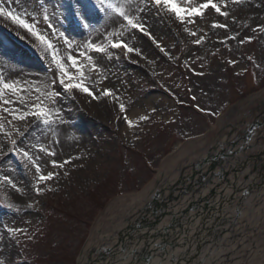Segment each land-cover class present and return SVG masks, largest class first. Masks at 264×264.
Wrapping results in <instances>:
<instances>
[{
    "label": "rangeland",
    "instance_id": "374dc122",
    "mask_svg": "<svg viewBox=\"0 0 264 264\" xmlns=\"http://www.w3.org/2000/svg\"><path fill=\"white\" fill-rule=\"evenodd\" d=\"M132 2L126 4L129 15L135 13ZM144 2L151 17L140 21L151 38L114 13L98 9L93 0H0V7L34 23L53 45L49 49L26 29L0 17V77L23 89L16 94L5 91L3 100L13 103L0 100L3 264H118L133 246L121 248L119 254V248L107 246L99 252L96 247L85 261L82 258L92 239L107 231L115 239L131 223L138 228L132 237L157 230L152 237L161 243V264L178 257L186 258L185 264H264V175L242 206L238 200L225 201V212L214 222L211 218L223 194L209 193L207 183L195 184L208 170L229 179L242 160L244 181L251 168L250 175L259 168L264 171V0H215L227 16L209 8L203 16L181 13L183 22L150 0ZM203 2L191 0V6ZM109 40L139 52L111 48ZM89 43L107 46V52L91 51ZM69 55L77 59L93 95L78 89L65 92L59 83L61 73L53 56L70 75H79ZM37 89L60 93L48 105L54 110L51 125L37 124L31 117L13 120L4 111L19 115L29 110ZM105 89L112 94L104 95ZM257 89L261 90L256 93ZM121 103L125 112L120 111ZM125 116L133 121L132 127ZM6 133L17 141L15 147ZM41 146L55 155L41 152ZM23 151L40 165L42 174L53 172V178L38 185L35 167L22 157ZM53 160L58 166L53 167ZM220 184L215 182L211 190ZM189 186L192 190L186 193L193 200L210 196L204 204L189 207L199 210H186L188 217L198 212L201 219L202 240L195 235L199 249L172 233L175 225L170 222L167 227L159 213L165 201L170 206L183 201L187 195L178 199L180 192ZM207 217L213 223L207 224ZM9 228L18 231L9 233ZM133 251L143 252L138 247ZM146 258L138 264H158L156 258Z\"/></svg>",
    "mask_w": 264,
    "mask_h": 264
},
{
    "label": "snow or ice",
    "instance_id": "6c2138e0",
    "mask_svg": "<svg viewBox=\"0 0 264 264\" xmlns=\"http://www.w3.org/2000/svg\"><path fill=\"white\" fill-rule=\"evenodd\" d=\"M234 3H240V0H233ZM94 6H96L98 9L108 12L109 14L114 13L116 16H119L123 19V21H126V26L134 29L139 30L144 35H147L151 38V34L148 33L145 30V25L140 21L139 17L129 15L126 4L127 0H122V2H118V0H93ZM150 4L152 6L159 8H163L165 11L172 13L175 15V17L183 22L185 19L184 15H181V13L186 14L188 17H196V16H203L204 10L206 9H214L215 12L219 13L220 15L227 16V12H223L221 10L220 4L215 2V0H204L203 3H200L198 6H191V0H150ZM184 4H187L188 6H183ZM140 11H143L140 9ZM0 17H4L7 19H10L13 23L17 24L18 26L26 29L29 33H31L33 36H35L41 43H44L47 45L49 49L53 47V45L46 40V38L41 35L36 30V25L34 23H29L26 19L22 18L20 15L13 13L10 10H7L3 7H0ZM44 20L47 22L49 20V17L47 14L44 15ZM189 22H193L191 19ZM51 26V25H49ZM213 27L218 28H226L227 25L224 24H213ZM187 31V29H185ZM111 35H117L116 33H113ZM119 35H122L120 33ZM192 35H195V33H192ZM234 38V37H233ZM202 39V38H201ZM196 43H200L201 41L198 39L195 41ZM109 45L111 48L117 49V48H123L128 53H131L133 51L139 52L138 49H133L129 47L126 43H123L119 40L112 41L109 40ZM88 48L91 51L97 52V53H106L107 52V46L98 45L95 43H89ZM163 50V49H162ZM81 55H85V53H81ZM53 59L55 63L57 64L59 71L61 73L59 83L63 85L65 92H71L73 89H78L81 92L87 93L88 95H93L92 92L88 90V88L84 84L85 80V74L82 70V68L78 65L77 59L69 55L68 60L71 61V66L77 70L79 73L78 76L70 75L68 70L66 69L64 63H62L60 60L56 59L55 56H53ZM87 60L89 64L92 65L93 70L97 67L94 63H92V57L87 56ZM65 79H67V83H65ZM75 81V82H74ZM55 83V82H53ZM5 91H8L12 94H16L17 92L23 91V89L18 88V84L16 81L8 82L3 77H0V100L7 105L10 103H13L11 100H3V96ZM39 95L36 96V101L31 104L29 110H25L21 112L19 115L16 114V110H9L8 108H5L4 111L7 112L9 115L12 116L13 120L17 121H26L29 117L34 118L37 124H43L45 126L51 125L54 121L52 119L54 115V110L51 109L48 105L54 104L56 102L57 97H59L60 93L57 91H39ZM104 95H111V91L109 89H105L103 92ZM96 98V97H94ZM23 102V101H22ZM125 105L123 103L120 104V111L125 112ZM55 115H59L58 111L55 112ZM129 127L133 126V121L128 119L127 116L124 117ZM141 120L147 119L146 116H141ZM11 121H9L10 123ZM4 124L0 122V131H3ZM6 135L11 139V133H6ZM11 143L13 147H15L17 141L15 139H11ZM41 152H47L48 155H55V153L48 152L47 149H45L43 146L39 149ZM22 157L29 161L34 167L35 171L38 174L37 176V184L39 185L41 182H45L48 180H51L53 178L54 173L48 172L46 175L41 173V167L38 163H36L35 160H33V157L29 155L28 151H23ZM53 167L58 166L56 164V161H52ZM60 167H63V165H59ZM4 180L10 184L16 191H21L15 183L11 179H9L7 176L4 177ZM37 193L40 192L39 186L36 188ZM9 233H15L18 231L17 229L9 228L7 230ZM0 264H3V262H0Z\"/></svg>",
    "mask_w": 264,
    "mask_h": 264
},
{
    "label": "bare ground",
    "instance_id": "6f19581e",
    "mask_svg": "<svg viewBox=\"0 0 264 264\" xmlns=\"http://www.w3.org/2000/svg\"><path fill=\"white\" fill-rule=\"evenodd\" d=\"M145 2L144 0H133L132 2V7H133V11L135 12L133 14V16H137L139 17V19H150L151 15H148L147 14V9H146V6H145ZM140 9H142L143 11H140ZM156 18V17H155ZM154 18V19H155ZM155 22V21H154ZM152 23L153 27L156 26L155 23ZM127 35H129L130 37V31H126ZM187 188L188 190H192L189 187H185ZM164 194V193H163ZM180 194H184L183 191L180 192ZM167 198V197H166ZM165 198V199H166ZM135 200V199H134ZM173 205H176L174 203H172ZM175 207V206H174ZM145 214L144 212L142 213V215ZM141 215V217H142ZM129 219L131 218H128L126 219V221H128ZM222 219V218H221ZM134 224V223H133ZM132 225V223L129 225V226H124L123 229L121 230V233L117 232L116 234V238L114 239V236L110 235L109 233L111 231H107V232H104L103 234L99 235L98 238L96 239H92L90 241V243L88 244L86 250H85V255L83 256L82 258V261H85L87 259V256L89 254V252L93 249H96V247H99L97 250H99V252H101V250L105 251L107 249H105L107 246L111 247L114 249V251H116L118 248V246L125 240L126 236H127V229ZM112 237V238H111ZM103 241V243H102ZM115 241H117V244H113ZM112 242V243H111ZM111 243V244H110ZM100 245H104L103 247L100 246ZM108 248V247H107ZM119 252V251H117ZM102 264V263H101Z\"/></svg>",
    "mask_w": 264,
    "mask_h": 264
}]
</instances>
